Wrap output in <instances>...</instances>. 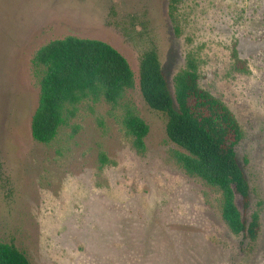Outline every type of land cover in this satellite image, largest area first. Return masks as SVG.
<instances>
[{
  "label": "rangeland",
  "instance_id": "1",
  "mask_svg": "<svg viewBox=\"0 0 264 264\" xmlns=\"http://www.w3.org/2000/svg\"><path fill=\"white\" fill-rule=\"evenodd\" d=\"M171 1L0 0V239L31 264H264V0H179V31ZM69 35L118 49L135 87L116 105L83 101L46 144L31 132L40 96L33 58ZM150 47L173 91L194 54L200 85L236 115L249 213L262 202L253 246L222 218L221 192L178 165L167 115L144 101L139 59ZM127 106L149 124L144 153L123 125Z\"/></svg>",
  "mask_w": 264,
  "mask_h": 264
},
{
  "label": "trees",
  "instance_id": "2",
  "mask_svg": "<svg viewBox=\"0 0 264 264\" xmlns=\"http://www.w3.org/2000/svg\"><path fill=\"white\" fill-rule=\"evenodd\" d=\"M178 1L170 3L176 31H179ZM234 56L240 62L237 51ZM33 63L40 96L31 132L35 140L46 144L76 116L83 101L104 99L116 105L135 87V75L127 58L100 39L69 35L51 40L37 51ZM199 79V64L192 53L187 55L186 66L173 78L174 91L158 50L150 47L140 54V91L151 109L167 115V136L181 148L173 152V157L187 174L201 178L221 192L222 218L233 234L253 246L262 230V202L249 213L251 185L237 157L243 130L234 112L221 98L203 88ZM123 125L134 148L144 153L149 124L134 107L127 106ZM0 264L31 262L15 243L0 239Z\"/></svg>",
  "mask_w": 264,
  "mask_h": 264
}]
</instances>
